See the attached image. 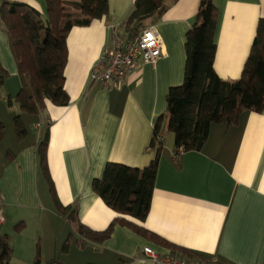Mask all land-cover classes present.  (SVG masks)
Instances as JSON below:
<instances>
[{
	"label": "crops",
	"instance_id": "obj_1",
	"mask_svg": "<svg viewBox=\"0 0 264 264\" xmlns=\"http://www.w3.org/2000/svg\"><path fill=\"white\" fill-rule=\"evenodd\" d=\"M1 1L23 2L45 16L48 13L46 0ZM134 3L109 0L108 17L70 31L65 68L69 105L49 102L31 114L37 119L25 116L37 134L27 129L20 138L15 120L11 122L15 132L10 130V143L0 151V195L6 217L0 233L10 237L11 264H33L38 241L43 262L55 260L51 264H154L145 256L146 246L189 260L264 264V111L245 110L237 124H213L201 150L178 156L174 134L167 129V94L184 81L186 37L201 0H176L162 15L145 20L146 27L156 25L163 41L155 63L140 58L130 74L108 88L90 77L105 49L113 46L115 30L128 33L124 23ZM215 4L219 9L215 70L224 79L236 80L264 17V0H215ZM1 74L5 78L0 89L9 92L3 98L9 111L21 117L29 114L12 101V92L20 83L27 89V83L11 36L0 24ZM160 116L164 148L149 213L144 221L124 216L147 233L116 221L104 241L81 236L76 222L58 211L42 167L40 144L46 133L48 167L60 201L76 209L77 220L104 231L121 214L106 205L93 182L103 176L108 162L149 165ZM3 124L0 143L7 139ZM173 246L178 250L173 252Z\"/></svg>",
	"mask_w": 264,
	"mask_h": 264
},
{
	"label": "trees",
	"instance_id": "obj_2",
	"mask_svg": "<svg viewBox=\"0 0 264 264\" xmlns=\"http://www.w3.org/2000/svg\"><path fill=\"white\" fill-rule=\"evenodd\" d=\"M176 0H135L125 21L126 32L138 35L146 19L157 18ZM47 16L34 7L19 1L4 2L0 9V24L7 31L14 47L19 70L27 78L31 91L21 88L16 102L21 112L38 114L47 103L67 106L71 97L65 87V68L68 63V35L75 26H88L96 19L108 17L109 0H46ZM219 9L215 0H201L196 20L186 37L185 78L181 85L173 86L167 94L168 130L174 134L175 153L201 150L209 138L213 124H237L245 110L264 111V17L260 18L250 53L241 76L227 80L215 70L217 51L216 32ZM4 74L0 75V85ZM162 118L154 126L151 147L154 157L149 165L138 168L123 163L108 162L103 176L93 182L99 197L120 217L104 231H96L76 218V209L64 205L55 188L47 162V142L40 144L42 167L48 179L58 211L76 222V231L83 237L104 241L110 237L115 222L146 234L147 231L126 219L130 216L144 221L151 200L161 153L164 148ZM15 127L20 138L27 133L21 117H15ZM4 124L0 120V138ZM72 232L69 235L67 249ZM173 252L178 250L171 247ZM13 249L10 237L0 233V264H11ZM43 262V250L37 243L33 264Z\"/></svg>",
	"mask_w": 264,
	"mask_h": 264
},
{
	"label": "built area",
	"instance_id": "obj_3",
	"mask_svg": "<svg viewBox=\"0 0 264 264\" xmlns=\"http://www.w3.org/2000/svg\"><path fill=\"white\" fill-rule=\"evenodd\" d=\"M2 1L0 0V9ZM162 38L156 25L143 29L138 35L113 34V46L106 48L99 61L93 66L90 77L102 88L130 74L142 58L146 63H155L162 55ZM3 198L0 195V225L5 222ZM145 256L154 264H223L208 260H189L173 253H160L152 247L144 248Z\"/></svg>",
	"mask_w": 264,
	"mask_h": 264
},
{
	"label": "rangeland",
	"instance_id": "obj_4",
	"mask_svg": "<svg viewBox=\"0 0 264 264\" xmlns=\"http://www.w3.org/2000/svg\"><path fill=\"white\" fill-rule=\"evenodd\" d=\"M149 22V21H148ZM10 65H11V63H9ZM26 77H24V80H25V83H27V90L30 92L31 91V89H30V86H29V83H28V80H27V78L25 79ZM21 85H23V84H21L20 83V86H19V88H18V90H17V92L16 93H13L12 92V99H14V100H12L14 103L16 102V99H15V97H16V94L20 91V88L22 87ZM3 91H1V89H0V120L1 121H3L4 123H5V125H6V129H5V134L7 135V139H6V143L5 142H2V143H0V151H3V147H8V145L7 144H9L10 143V140H11V138H9L8 136V134L10 133V130H12V128H13V133L15 132V128H14V124L12 125L11 124V122H13L14 121V118L17 116V114L18 113H11L10 111H9V107H10V105L7 103V102H5V99H3V98H8V93L9 92H3ZM5 94V95H4ZM3 97H2V96ZM4 100V101H3ZM22 115L24 114V113H21ZM25 116H30V117H32V118H34V119H37L34 115H31V114H24L22 117H23V120H24V122H25V124H26V127H27V129H28V131L29 132H31V131H34V133L35 134H37V132H38V130L37 129H34L33 128V124H32V122H29V120H27V118L25 117ZM167 126H168V124H167ZM168 129V128H167ZM163 131H164V128H163ZM73 231V230H72ZM71 231V232H72Z\"/></svg>",
	"mask_w": 264,
	"mask_h": 264
}]
</instances>
